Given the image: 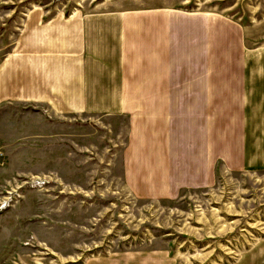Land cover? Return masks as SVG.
Masks as SVG:
<instances>
[{
	"label": "crops",
	"instance_id": "0c3cea01",
	"mask_svg": "<svg viewBox=\"0 0 264 264\" xmlns=\"http://www.w3.org/2000/svg\"><path fill=\"white\" fill-rule=\"evenodd\" d=\"M6 35L0 103L124 117L122 176L133 194L165 197L211 184L219 168L264 165V41L231 17L160 2L38 5L4 45Z\"/></svg>",
	"mask_w": 264,
	"mask_h": 264
},
{
	"label": "rangeland",
	"instance_id": "374dc122",
	"mask_svg": "<svg viewBox=\"0 0 264 264\" xmlns=\"http://www.w3.org/2000/svg\"><path fill=\"white\" fill-rule=\"evenodd\" d=\"M152 2L222 13L264 41V0H1L0 32L10 44L38 5L66 13ZM124 132V117L0 103V264H245L253 252L248 264H264V165L219 168L211 184L165 197L135 195L123 183Z\"/></svg>",
	"mask_w": 264,
	"mask_h": 264
}]
</instances>
